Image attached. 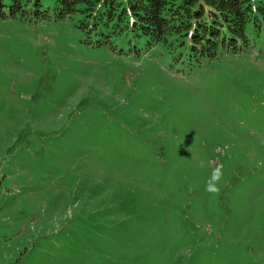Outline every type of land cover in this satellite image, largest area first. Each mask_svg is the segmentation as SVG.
Listing matches in <instances>:
<instances>
[{
	"label": "rangeland",
	"instance_id": "1",
	"mask_svg": "<svg viewBox=\"0 0 264 264\" xmlns=\"http://www.w3.org/2000/svg\"><path fill=\"white\" fill-rule=\"evenodd\" d=\"M247 33L192 68L0 18V264H264V27Z\"/></svg>",
	"mask_w": 264,
	"mask_h": 264
},
{
	"label": "trees",
	"instance_id": "2",
	"mask_svg": "<svg viewBox=\"0 0 264 264\" xmlns=\"http://www.w3.org/2000/svg\"><path fill=\"white\" fill-rule=\"evenodd\" d=\"M0 18L71 19L95 48L121 43L140 55L162 46L196 68L245 52L249 24L264 27V0H0Z\"/></svg>",
	"mask_w": 264,
	"mask_h": 264
}]
</instances>
